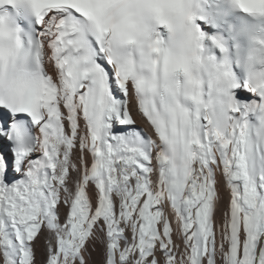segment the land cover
<instances>
[{"label":"snow or ice","instance_id":"snow-or-ice-1","mask_svg":"<svg viewBox=\"0 0 264 264\" xmlns=\"http://www.w3.org/2000/svg\"><path fill=\"white\" fill-rule=\"evenodd\" d=\"M197 18L196 0H0V264H35L42 232L44 264H86L97 238L104 264H264V60L234 78Z\"/></svg>","mask_w":264,"mask_h":264},{"label":"bare ground","instance_id":"bare-ground-1","mask_svg":"<svg viewBox=\"0 0 264 264\" xmlns=\"http://www.w3.org/2000/svg\"><path fill=\"white\" fill-rule=\"evenodd\" d=\"M51 74V69H49ZM133 115L136 120L137 125H142L141 119L137 114L136 110L133 109ZM81 126H83V122L81 121ZM217 180L218 183L220 181V173H217ZM230 189L227 187L226 184H222L220 186V200L216 210L214 211V225L216 227V242L217 247L220 244V225L223 223L224 220V213L228 210V205L230 203ZM170 211V210H169ZM173 240L174 242L183 247L181 235H178L176 232V222L173 218ZM47 233L42 232L40 236L33 242L34 248V259L35 264H44L46 260V248H45V237ZM85 262L86 264H104L105 262V246L102 242L101 238H97L95 240L89 241L87 245V251L84 253ZM219 260V257L217 258Z\"/></svg>","mask_w":264,"mask_h":264},{"label":"clouds","instance_id":"clouds-1","mask_svg":"<svg viewBox=\"0 0 264 264\" xmlns=\"http://www.w3.org/2000/svg\"><path fill=\"white\" fill-rule=\"evenodd\" d=\"M166 38H167V37H166ZM172 51H173L174 53H176V54H179V52H180V48H179V46H178V45L173 46Z\"/></svg>","mask_w":264,"mask_h":264}]
</instances>
